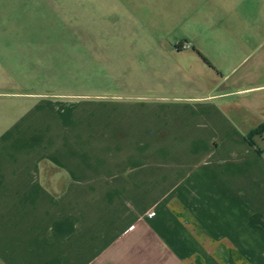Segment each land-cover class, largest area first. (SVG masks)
<instances>
[{"label":"crops","instance_id":"obj_1","mask_svg":"<svg viewBox=\"0 0 264 264\" xmlns=\"http://www.w3.org/2000/svg\"><path fill=\"white\" fill-rule=\"evenodd\" d=\"M223 14L237 17L208 13L191 43L211 87L160 97L144 130L114 135L122 117L104 111L95 134L64 112L81 145L52 131L42 146L0 99V264H264L263 23Z\"/></svg>","mask_w":264,"mask_h":264},{"label":"rangeland","instance_id":"obj_2","mask_svg":"<svg viewBox=\"0 0 264 264\" xmlns=\"http://www.w3.org/2000/svg\"><path fill=\"white\" fill-rule=\"evenodd\" d=\"M21 2L18 8L9 0L0 2L7 18L1 30L9 36L0 40V99L8 103L3 114L10 120L24 116V129L38 130L42 146L51 145L52 131L65 126L68 136L75 130V120L67 121V115L80 116L95 134L107 130L104 111L122 117L119 127L109 129L114 135L126 129L124 123L144 130L152 116L148 109L160 105V97L208 90L210 72L199 67L208 64L191 63L193 38L206 34L202 19L208 13L232 19L237 16L223 10L236 7L243 17L261 21L264 33V0ZM248 7L249 15L243 9ZM56 142L69 149L81 145L60 133Z\"/></svg>","mask_w":264,"mask_h":264},{"label":"built area","instance_id":"obj_3","mask_svg":"<svg viewBox=\"0 0 264 264\" xmlns=\"http://www.w3.org/2000/svg\"><path fill=\"white\" fill-rule=\"evenodd\" d=\"M181 48H183V49H186V48H188L186 45H183Z\"/></svg>","mask_w":264,"mask_h":264},{"label":"trees","instance_id":"obj_4","mask_svg":"<svg viewBox=\"0 0 264 264\" xmlns=\"http://www.w3.org/2000/svg\"><path fill=\"white\" fill-rule=\"evenodd\" d=\"M253 134H254V132H251V133L249 134L248 138L251 137Z\"/></svg>","mask_w":264,"mask_h":264}]
</instances>
